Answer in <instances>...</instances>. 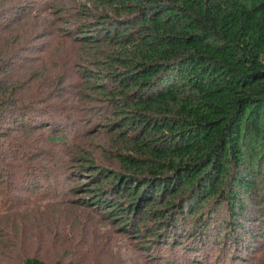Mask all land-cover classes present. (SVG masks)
<instances>
[{"label":"trees","instance_id":"trees-1","mask_svg":"<svg viewBox=\"0 0 264 264\" xmlns=\"http://www.w3.org/2000/svg\"><path fill=\"white\" fill-rule=\"evenodd\" d=\"M3 1L0 43L20 47L0 56V64L10 72V59L36 61L45 55L54 65L52 47H45L41 56L39 47L27 45L31 34L22 21L33 9L25 7L26 0H15L10 8ZM94 1L99 11L90 15L100 18L95 21L99 26L89 29L91 36L75 39L92 66H84L85 86L78 82L76 89L81 92L70 87V94L78 95L82 104H91L92 97L100 103L101 125L110 133L111 152L122 168L112 174L92 169L93 179L99 177L94 184L108 183L111 193L127 201L124 211L141 222L166 216L160 226L169 214L174 225L185 206L195 215L193 207L204 201L223 202L231 211L246 213L240 195L252 194L255 174L246 173L242 161L249 159V149L259 158L252 145L264 142V0ZM11 85L0 82V140L9 136L4 130L12 123L24 126L18 117L29 114H20L22 105L10 110L14 103L2 110L17 91ZM40 124L29 123L32 131ZM19 141L26 150L21 164L53 155L46 152V143L26 149ZM77 168L70 174L80 177L88 171L84 165ZM9 201L1 194L0 210L12 211ZM23 264L45 262L30 256Z\"/></svg>","mask_w":264,"mask_h":264},{"label":"rangeland","instance_id":"rangeland-1","mask_svg":"<svg viewBox=\"0 0 264 264\" xmlns=\"http://www.w3.org/2000/svg\"><path fill=\"white\" fill-rule=\"evenodd\" d=\"M13 1L3 2L10 8L15 5ZM95 3L26 0L25 7L33 9L22 21L31 34L27 45L39 47L41 56L45 47H52L55 63H47L48 56L44 55L36 61L10 59V72L8 65L0 64V82L17 90L2 110L14 103L15 109L10 110L22 105L20 114L29 113L26 119L18 117L24 126L12 123L4 130L9 136L0 140V182L6 186L0 188V195H6L13 206L12 211L0 210V264H23L30 256L39 257L45 264H264L263 141L252 145L259 158L249 149V159L242 161L246 173L254 171L252 182L257 188L253 187L252 194L240 195L246 205L244 214L231 211L223 202L204 201L193 207L195 215L185 206L174 225L169 214L166 225L160 226L166 216L160 221L141 222L124 211L127 201L111 193L108 183L94 184L99 177L93 179L92 169L97 173L107 169L109 174L122 170L111 152L110 133L99 119L96 106L100 103L92 97L91 104H82L78 95L70 94V87L81 92L76 89L82 81L85 86L84 66H92L75 39L77 35L91 36L89 29L99 26L95 21L100 18L90 15L99 11ZM61 5L64 9L57 10ZM18 47L0 43V56ZM38 64L42 67L34 70ZM89 105L92 108L88 109ZM59 109L60 113H54ZM29 123L43 124L32 131ZM42 138L45 142L40 141ZM19 140L26 143V149L46 143V152L53 155L49 160L30 161L28 166L21 164L26 150ZM82 158L85 160L80 161ZM79 164L88 167L85 175L70 174ZM47 167L50 173L43 171Z\"/></svg>","mask_w":264,"mask_h":264}]
</instances>
